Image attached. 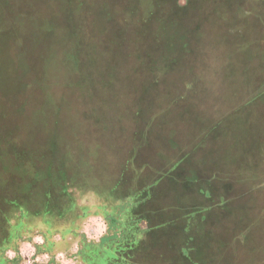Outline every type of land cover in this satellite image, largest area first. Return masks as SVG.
Masks as SVG:
<instances>
[{"label": "rangeland", "instance_id": "1", "mask_svg": "<svg viewBox=\"0 0 264 264\" xmlns=\"http://www.w3.org/2000/svg\"><path fill=\"white\" fill-rule=\"evenodd\" d=\"M74 227L264 264V0H0L2 264H80Z\"/></svg>", "mask_w": 264, "mask_h": 264}, {"label": "crops", "instance_id": "2", "mask_svg": "<svg viewBox=\"0 0 264 264\" xmlns=\"http://www.w3.org/2000/svg\"><path fill=\"white\" fill-rule=\"evenodd\" d=\"M97 217H99V218H101L100 220H103V221H105V217H104V214L103 213H99V214H97L96 215ZM81 219V218H80ZM85 219V218H84ZM75 220V219H74ZM110 233V230H108V229H106L105 228V230H103V233L101 232V234H100V236L101 237H105V236H107L108 234ZM134 234V236H136V235H142L144 232H140V233H137V232H133ZM137 233V234H136ZM132 234V233H131ZM34 234H32V236H33ZM36 235H38V236H42V237H44L42 234H35L34 236H36ZM97 236V235H96ZM95 236V237H96ZM41 237V238H42ZM46 237H48V239H44V238H42V246H43V249H48L49 248V246H52L53 244H55L58 240L57 239H59V241H61V242H63V243H68V246H66V250H65V252L64 253H68L69 251H71V249H72V246L74 245V247L76 248V252L75 253H77L78 254V256H79V252L81 251H83L82 249H83V246H82V244H83V239H84V237H86V233L85 232H83L81 229H78V228H76V227H74V228H71V229H68V230H64V231H59V232H51L50 231V233H47V235H46ZM57 237V238H56ZM92 237V236H91ZM46 241H47V243H46ZM65 241V242H64ZM85 241L86 242H89L90 244H93V246L91 247V249H89V252H90V255L87 257L89 260L91 259V262H84V261H82L81 260V256H79V259L80 260H78V262L80 263V264H95L96 262L95 261H93V259H95V255L100 251V248H99V245H98V243L100 242V240L99 239H97V238H95V239H90L89 241H87L86 239H85ZM29 242H32V243H34V240L32 239V240H30ZM88 243V244H89ZM45 245H46V247H45ZM48 245V246H47ZM55 246V245H54ZM144 247V246H143ZM34 248H35V252L37 251L36 250V248H37V246L36 245H33V250H34ZM189 249V248H188ZM198 249V248H197ZM201 249V251L200 250H187V256H186V258H187V263L188 264H211L210 262H211V259L207 256V254H206V248H200ZM197 251V253L198 254H201V255H199V256H201V257H199V256H192V253H195ZM158 252H162L161 250H159ZM139 253H142V252H139ZM93 254V255H92ZM108 262H109V260H108ZM110 263V262H109ZM108 263V264H109ZM0 264H2V261H1V259H0ZM112 264H129V263H112ZM142 264H144V263H142Z\"/></svg>", "mask_w": 264, "mask_h": 264}, {"label": "trees", "instance_id": "3", "mask_svg": "<svg viewBox=\"0 0 264 264\" xmlns=\"http://www.w3.org/2000/svg\"><path fill=\"white\" fill-rule=\"evenodd\" d=\"M26 172H23V174ZM38 173H40V172H37V174L35 176H37ZM22 182H24V181H22ZM52 184L55 187V184L54 183H52ZM28 187H30V189H32V190H35L36 185H30ZM111 218H112V216H111ZM141 218H143V217H141V215H138L137 218H132V221H134V223H136ZM110 222L115 223V219L113 218V220H111ZM119 230H121V233L124 232V229L119 228ZM133 232L140 233L141 231L138 228H132V227L131 228L129 227L127 229V235L130 234L132 238H135V236L133 235L134 234ZM116 236H117L116 232L113 231V232H110L107 236L103 237L100 240V242L98 243L100 251L94 256L95 259H93V261L96 262L95 264H97L98 262H101L103 264H108L109 262H110L109 264L119 263V262L120 263H129V264H142L141 262H137L134 259H132V254L134 255V253H138V256H139L141 254L139 252H142V254L145 255L146 251H148L147 254L150 252L152 253V251H153V250L150 251L149 249H147L146 251L143 250L144 247L141 245V248H140V244H139V247L138 248L135 247L136 248L135 249L133 247V245L129 244V248L127 250V253H124L123 244L120 246V244L117 243L120 241H117V239H115ZM88 243L89 242H86L85 240H83V244H82V246H83L82 250L83 251L79 252V256H81V260L84 262H91V259L89 260L87 257L90 255L89 249H91L93 244H90V243L88 244ZM153 258H154V255L151 256V259H153ZM108 260H109V262H108ZM112 261H114V262H112ZM150 262H153V260H151ZM48 264H50V263H48ZM51 264H54V263L51 262ZM144 264H149V262L145 261Z\"/></svg>", "mask_w": 264, "mask_h": 264}]
</instances>
